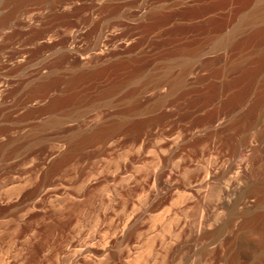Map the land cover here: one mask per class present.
<instances>
[{
	"label": "rangeland",
	"instance_id": "rangeland-1",
	"mask_svg": "<svg viewBox=\"0 0 264 264\" xmlns=\"http://www.w3.org/2000/svg\"><path fill=\"white\" fill-rule=\"evenodd\" d=\"M10 1L0 264H264L261 0Z\"/></svg>",
	"mask_w": 264,
	"mask_h": 264
},
{
	"label": "bare ground",
	"instance_id": "bare-ground-1",
	"mask_svg": "<svg viewBox=\"0 0 264 264\" xmlns=\"http://www.w3.org/2000/svg\"><path fill=\"white\" fill-rule=\"evenodd\" d=\"M3 1V0H2ZM8 1V0H7ZM11 0V4H12ZM45 0H18V5H23V4H30V3H35V4H42ZM8 2V3H10ZM15 2V0H14ZM7 3V2H6ZM16 3V2H15ZM10 5V4H9ZM14 5V4H13ZM16 5V4H15ZM17 5V6H18ZM25 6V5H24ZM7 7V6H6ZM15 8V7H13ZM18 8V7H16ZM20 8V7H19ZM45 9V8H44ZM14 11V9H12ZM12 11V12H13ZM16 12V9L15 11ZM40 12V11H39ZM255 16H264V0H261L260 3H258L256 9H255ZM253 15V17H254ZM114 49V48H113ZM189 58V57H188ZM191 60V59H190ZM86 62V61H85ZM191 62V61H190ZM189 62V59L187 60L186 58L182 59L181 61H179L177 63V65L174 66H169L167 67V69H165L162 73V83L166 86V84L168 85L167 87H169V90H178L177 88H181L182 85H184V83H186L189 79V77L194 73H192L193 71V67L191 66ZM160 79V78H159ZM157 83V82H156ZM162 84V85H163ZM170 90V91H171ZM39 104V103H38ZM51 106V105H50ZM261 241V240H260ZM260 246V245H259ZM264 258V257H263Z\"/></svg>",
	"mask_w": 264,
	"mask_h": 264
}]
</instances>
